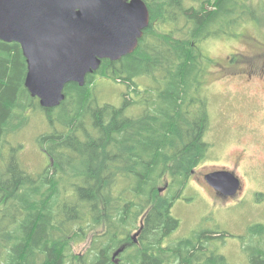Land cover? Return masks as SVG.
Wrapping results in <instances>:
<instances>
[{
	"label": "trees",
	"instance_id": "16d2710c",
	"mask_svg": "<svg viewBox=\"0 0 264 264\" xmlns=\"http://www.w3.org/2000/svg\"><path fill=\"white\" fill-rule=\"evenodd\" d=\"M147 2L150 24L135 51L102 60L82 87L67 84L56 108L29 95L20 46L0 41V166L6 138L30 118L41 112L51 128L37 138L49 168L32 174L11 156L0 169V264H114L122 245L115 264H228L213 244L224 232L172 239L180 224L171 209L210 150L204 80L211 62L200 45L245 23L251 10L242 0ZM97 74L130 90L121 107L97 102ZM254 228L258 246L249 250L246 236L240 242L248 264H264V226Z\"/></svg>",
	"mask_w": 264,
	"mask_h": 264
},
{
	"label": "rangeland",
	"instance_id": "374dc122",
	"mask_svg": "<svg viewBox=\"0 0 264 264\" xmlns=\"http://www.w3.org/2000/svg\"><path fill=\"white\" fill-rule=\"evenodd\" d=\"M243 2L251 10L247 21L235 25L233 30L224 27L225 31L218 38H209L200 45L203 55L211 62L204 80L211 120L206 135V142L210 145L207 160L217 168L236 171L241 180L240 194L237 199L226 202L206 185L197 183L191 175L187 187L180 192L171 209V215L180 224L172 239L187 238L193 233L208 230L224 232L226 236L213 244L228 264H248V256L240 240L248 237V249L253 251L258 246L254 227L264 226V96L255 87L243 86L234 78L215 80L217 64L225 56L237 54L235 60L238 62H241V57H264V0ZM241 66L248 67L247 64H239L236 69ZM94 77L92 87L97 102L121 107L123 95L130 92L127 86L99 74ZM144 80L135 79V82L143 88L146 85ZM140 111L138 106L127 109L126 113L132 116ZM50 130L41 112L30 118L19 133L6 138L2 145L4 152L0 169L5 167L11 156L17 157L26 171L32 174L49 168V158L39 147L37 138ZM237 154H241L238 165L234 163ZM175 192L172 188L165 194L173 195ZM85 247V244L77 246L75 252ZM211 248L214 247L211 245Z\"/></svg>",
	"mask_w": 264,
	"mask_h": 264
},
{
	"label": "water",
	"instance_id": "95a60500",
	"mask_svg": "<svg viewBox=\"0 0 264 264\" xmlns=\"http://www.w3.org/2000/svg\"><path fill=\"white\" fill-rule=\"evenodd\" d=\"M149 22L142 0H0V41L20 46L24 86L43 109L60 106L65 86L82 87L102 60L119 61L133 53ZM204 179L222 197L239 189L238 178L224 168ZM141 230L142 224L132 235L134 243Z\"/></svg>",
	"mask_w": 264,
	"mask_h": 264
},
{
	"label": "flooded vegetation",
	"instance_id": "af4514ba",
	"mask_svg": "<svg viewBox=\"0 0 264 264\" xmlns=\"http://www.w3.org/2000/svg\"><path fill=\"white\" fill-rule=\"evenodd\" d=\"M142 2H144V4L146 5V7L149 11L147 0H142ZM149 15H150V11H149ZM149 24H150V22H149ZM236 56H237V54H234V55L231 54V55L225 56L224 60L217 64V68H216L217 77L215 80L221 81V80H224L223 78H234L236 80H239L240 84L243 86L255 87L256 90L258 91V93H260L264 96V57H241V62H238L237 60H235ZM239 64H242L243 66H245L247 64L248 67L242 68V66H241V68L236 69L237 65H239ZM207 74H208V71L206 73V76H207ZM237 74H239V75H237ZM206 76H205V79H206ZM263 112H264V109H263ZM239 155H241V154H237L235 156L234 163L236 165L239 164V161H238V159L240 158ZM208 161L209 160H206L205 162L199 164L197 166V168L192 172V175L194 176L195 181L201 185H206L208 188L212 189V191L215 195H217L221 199L225 200L226 202H230V201L237 199L236 197L239 196L242 186H240L241 180H240V177L237 175L236 171L233 169H226L228 172L233 173L239 180V189L236 192V195L233 197H227V198L222 197V196L218 195L216 193V191L212 187H210L204 179L205 175L221 169V168H217V166L214 164L208 163ZM125 246H127V245H122V246L118 247L112 253V257H113L112 259H113L114 264L118 261L119 255L121 253H123L124 250L126 249ZM122 247H124L122 252H120L116 257H114V254Z\"/></svg>",
	"mask_w": 264,
	"mask_h": 264
}]
</instances>
